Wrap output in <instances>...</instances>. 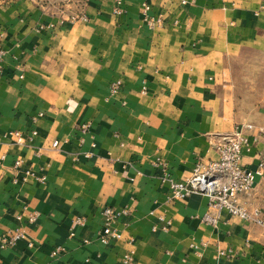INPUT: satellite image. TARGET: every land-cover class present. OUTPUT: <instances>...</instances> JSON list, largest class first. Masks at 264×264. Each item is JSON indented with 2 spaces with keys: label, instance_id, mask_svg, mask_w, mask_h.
<instances>
[{
  "label": "crops",
  "instance_id": "1",
  "mask_svg": "<svg viewBox=\"0 0 264 264\" xmlns=\"http://www.w3.org/2000/svg\"><path fill=\"white\" fill-rule=\"evenodd\" d=\"M182 1L122 0L118 17L112 0L0 1V237L25 236L0 264H264V170L240 199L260 224H205L207 197L169 201L162 181L216 159L220 137L245 126L241 163H264V0ZM14 131L35 135L18 144ZM105 207L129 210L107 245ZM75 217L85 224L70 237Z\"/></svg>",
  "mask_w": 264,
  "mask_h": 264
},
{
  "label": "built area",
  "instance_id": "2",
  "mask_svg": "<svg viewBox=\"0 0 264 264\" xmlns=\"http://www.w3.org/2000/svg\"><path fill=\"white\" fill-rule=\"evenodd\" d=\"M186 1L183 0L182 3ZM150 8L147 4L142 5L143 20L148 26H158L162 23V18L152 19L148 17ZM122 0H113L112 14L116 17L122 14ZM4 34L0 32V76L2 75V62L4 58V50L2 43ZM121 82L116 81L110 84V95L115 96L119 93ZM250 126L244 128H236L231 133L222 135L219 142L215 146L216 159L208 161H198L190 176L185 179L175 182L170 179L167 174H163L162 181L166 182L169 187V201H177L190 197L193 194L205 195L208 199L207 211L202 216L201 220L205 224L216 225L221 213H227L231 217H236L244 222H253L260 224L258 219L259 210L253 209L248 211L240 203V199L249 196L255 189L256 177L262 176L264 170V163L261 162L256 170H250L241 163L242 155L248 151L250 146L249 136L245 133L249 130ZM88 129V124L81 126V131L84 132ZM35 135L32 132L30 135H24L21 132L14 131L8 134L18 144H25L29 142ZM52 148H58V142L52 143ZM89 157L90 154H85ZM76 161L77 159L74 158ZM21 161H16L14 167L18 168ZM156 167L165 169V164L159 160L153 163ZM35 176L30 171L24 172V178ZM36 180L44 182V177H36ZM24 210V209H23ZM129 210L124 209L116 211L112 207H105L102 213V227L98 234V240L101 244L107 245L113 240H119L121 233L112 225L113 220L119 216L128 215ZM23 215L27 217L30 224H34L38 218L37 212H27L24 210L23 214L16 216L21 220ZM85 224L83 218L75 217L72 221L70 228V237L74 236V229L82 227ZM169 223H167L168 225ZM166 226L162 230H166ZM153 230H155L153 228ZM24 234L19 230H15L5 237H0V248L12 247L19 240L24 239ZM63 251V248L58 247L52 251L51 256L55 257ZM220 255L225 254L219 251ZM227 255V254H226ZM125 264H133L130 254H126L123 258ZM262 264V263H261Z\"/></svg>",
  "mask_w": 264,
  "mask_h": 264
},
{
  "label": "rangeland",
  "instance_id": "3",
  "mask_svg": "<svg viewBox=\"0 0 264 264\" xmlns=\"http://www.w3.org/2000/svg\"><path fill=\"white\" fill-rule=\"evenodd\" d=\"M0 1H2V0H0ZM113 1V0H112ZM84 15H80V16H75V15H69L68 16V19L70 20V21H74V20H76V19H84Z\"/></svg>",
  "mask_w": 264,
  "mask_h": 264
}]
</instances>
